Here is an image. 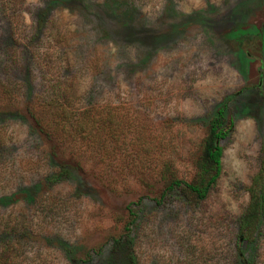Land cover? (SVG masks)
Wrapping results in <instances>:
<instances>
[{"label":"rangeland","instance_id":"374dc122","mask_svg":"<svg viewBox=\"0 0 264 264\" xmlns=\"http://www.w3.org/2000/svg\"><path fill=\"white\" fill-rule=\"evenodd\" d=\"M218 110L215 184L167 190ZM262 165L264 0H0V264H127L128 207L137 264H239Z\"/></svg>","mask_w":264,"mask_h":264},{"label":"trees","instance_id":"16d2710c","mask_svg":"<svg viewBox=\"0 0 264 264\" xmlns=\"http://www.w3.org/2000/svg\"><path fill=\"white\" fill-rule=\"evenodd\" d=\"M222 122V110H218L210 119L206 136L202 141L200 156L196 164L197 175L195 180L191 183L174 180L168 185L167 190L171 191L175 188L183 193L185 197L195 202L202 201L206 197V194L220 175L222 148L219 143L226 137L228 132V129H224L222 126ZM247 192L248 205L244 213L240 216L236 234L237 260L239 264H255V259L246 261L240 251V245L249 244L250 239L258 231L264 219V165L260 167L257 174L252 178ZM165 196L166 192L156 202L158 203ZM127 217L128 221L123 226V233L114 239L112 244L113 248L116 249L118 245L123 243L126 248V263L137 264L132 255V243L130 240L131 226L136 218V209L128 207Z\"/></svg>","mask_w":264,"mask_h":264}]
</instances>
